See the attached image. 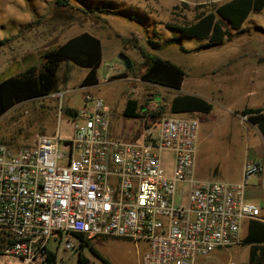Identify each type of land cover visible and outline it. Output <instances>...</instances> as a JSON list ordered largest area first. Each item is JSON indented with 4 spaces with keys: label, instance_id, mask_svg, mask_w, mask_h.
<instances>
[{
    "label": "built area",
    "instance_id": "1",
    "mask_svg": "<svg viewBox=\"0 0 264 264\" xmlns=\"http://www.w3.org/2000/svg\"><path fill=\"white\" fill-rule=\"evenodd\" d=\"M110 115L97 97L73 116L71 137L39 135L17 152L0 142V264H47L52 242L81 250L103 236L142 245L139 264H201L264 222L245 198L264 161L247 162L241 183L200 180L196 115L161 112L153 123L151 111L139 141L116 138Z\"/></svg>",
    "mask_w": 264,
    "mask_h": 264
},
{
    "label": "rangeland",
    "instance_id": "2",
    "mask_svg": "<svg viewBox=\"0 0 264 264\" xmlns=\"http://www.w3.org/2000/svg\"><path fill=\"white\" fill-rule=\"evenodd\" d=\"M57 1L0 0V41H8L0 46L13 48L17 41L23 45L25 63L31 62L18 69L0 68V81L31 65L41 68L47 51L84 32L101 39L103 59L99 79L103 88L108 87L105 78L118 71H121L120 74L110 80L117 82L119 75L142 80L147 60L144 54L164 58L184 69L187 74L184 91L200 90L198 79L195 78L198 74L209 86L223 88L227 85L228 90H235L238 94L237 97L232 96L233 99L227 95L226 105L208 100L214 105L212 114H197L194 117L199 121L196 175L204 180L229 183L243 181V163L257 151V137L253 134L257 130L242 114L233 112L231 108L244 105L235 108L241 112L245 105L256 106L263 103L264 98L247 96L244 89L231 87L238 84V81L233 82L230 76L228 81L224 79L226 73L223 68L234 60L235 50H226L222 46L203 50L199 47L206 42L196 39L182 38L176 42L181 35L177 30L169 28L189 24L198 13L212 10L214 6L229 0H63L62 4ZM64 2L67 5H63ZM90 10L96 13L92 14ZM14 14L17 15L14 20L5 18L15 17ZM257 15L264 23V14ZM237 39L242 41L241 36ZM181 47L188 51L187 54ZM122 55L128 56L134 67L132 71L126 69ZM85 71L71 63L63 64L58 90L54 94L69 89L65 100L36 99L10 109L0 118V142L17 150L31 146L39 135L53 136L59 131L62 137H71L75 133L73 116L84 108L86 102L83 100V92L72 89L79 86L81 74H85ZM146 87L149 97L158 91L156 87ZM106 105L111 113V127L122 138L129 135L136 125L145 123L142 118L124 117L126 103L106 102ZM142 105L148 108V113L152 111L153 114L157 107L159 112L170 114L169 106ZM171 160L169 154L163 156L164 167L168 170L171 168ZM258 179H261L259 175L249 178L245 197L262 210L264 218V188L258 186ZM70 239L77 242L74 238ZM64 246V240L52 242L48 246L49 251L56 255L57 264H82L79 260L80 252L88 261L87 264H139L142 252V245L137 250L130 240L105 236L90 241V245L84 246L82 250H67ZM248 250V247L241 244L228 250L215 251L201 260V264H228L230 260L246 264Z\"/></svg>",
    "mask_w": 264,
    "mask_h": 264
},
{
    "label": "trees",
    "instance_id": "3",
    "mask_svg": "<svg viewBox=\"0 0 264 264\" xmlns=\"http://www.w3.org/2000/svg\"><path fill=\"white\" fill-rule=\"evenodd\" d=\"M63 0L57 1L62 4ZM63 5H67L66 2ZM264 0H229L216 5L212 10L202 11L196 15L193 22L179 26H169L177 30L180 38L196 39L206 42L203 47L210 48L230 40L232 31L242 32L248 17L252 12L262 11ZM96 13L94 10H90ZM8 41H0V45ZM154 46V44H152ZM200 47V48H202ZM184 53L188 52L184 47L180 48ZM146 66L142 80L146 83L165 86L172 90H180L187 74L184 69L159 56L145 55ZM44 63L41 68L32 65L24 71L0 81V118L10 109L30 100L44 98L54 94L59 86V74L63 64H69L88 70V75L83 79L82 86H94L98 83V70L103 59V48L101 39L84 32L74 38H70L55 49L47 51L43 57ZM134 67L130 69L132 71ZM143 106L137 101L129 100L123 110L127 119L144 117L141 114ZM169 112L173 114H188L208 116L213 111V105L195 95L180 94L170 102ZM77 112H75L76 114ZM247 121L257 126L264 140V112L258 109H245L241 112ZM161 112L153 113L150 116L153 123L158 121ZM85 242L81 246H89ZM248 247V260L246 264H264V222L251 220L242 242ZM92 249V248H91ZM93 250V249H92ZM79 260L82 264L88 261L79 253ZM47 264H57L56 255L49 252Z\"/></svg>",
    "mask_w": 264,
    "mask_h": 264
},
{
    "label": "crops",
    "instance_id": "4",
    "mask_svg": "<svg viewBox=\"0 0 264 264\" xmlns=\"http://www.w3.org/2000/svg\"><path fill=\"white\" fill-rule=\"evenodd\" d=\"M214 1H219V0H214ZM257 14H264V9L262 11L252 12L250 16L248 17L245 25H243L242 32L232 31V37L230 38V40H227L224 43L217 45V47L222 46V48L226 50L233 49L236 51L234 55L235 56L234 60L229 61L227 66L223 68L224 73H226L225 74L226 76L224 79L228 81V77L230 76L229 78L233 79V82L238 81V84H235L231 87H236V89L237 88L244 89L247 96L259 99V98H264V26H263L264 23L261 21V19L259 18ZM14 15L15 17H5V18L9 20H14L17 17L16 14ZM21 24L23 23L21 22ZM21 26H20V29H21ZM237 36L238 37L241 36L242 41L238 40ZM14 44L15 45L12 44L13 48L8 47V46H0L2 47L0 48V63H1L0 68H5L7 70L11 68L18 69L19 67H24V64L29 65V63H31L30 61L25 63L26 57H24L23 45L18 44L17 41H15ZM215 47L216 46L205 48V49L209 50ZM200 49H203V47ZM24 70L25 69H23L22 71ZM120 72L121 71H118L117 73H113L110 76L108 75L107 78H105L106 83L108 84V87L103 88V86L100 85L99 70H98V83L96 85L81 86L83 79L88 75V70H86L85 74L79 73L82 76L80 78L79 86L75 89H72V91L83 92L84 101L90 102L92 99L97 98V97L104 99L105 102H108V103H128L129 100H134V101H137V103L140 104L141 106H143L142 104L170 106L171 100L180 94L201 96L207 101L211 100L221 105H226L225 99L227 95L230 99H233L232 96L237 97L238 95L236 94L235 90H231V89L228 90L227 85H225V87L223 88L217 85H215L214 87L209 86V83L203 82L202 81L203 79H201L198 76V74H196L195 78L198 79L199 83L197 84L200 90H196V91H186L185 90L184 91V82L186 79L183 81V84L180 90H172V89L165 88V86H159V85L146 83V81H143L140 79H134L132 77H128L127 75L125 76L119 75V77L117 78L118 80H116L117 82L110 80V78H115L117 74H120ZM138 83H141V84H138ZM146 86H149L152 88L156 87L158 89L157 93L152 94V96L149 97V95H147L145 91V89H147ZM67 91H69V89H65L64 91L58 94H51V95H48L40 99H50V98L56 99L57 98L56 96H62L60 100H65V95L68 93ZM104 92L106 93V95L104 94ZM66 100H69V98H67ZM258 105L256 106L245 105V108L243 110L258 109L259 111L264 112V102ZM238 106L239 105H236L230 108L232 109L233 112L236 111L237 113H239L240 111L238 109H235ZM240 106H244V105H240ZM143 107L144 109L141 110V114L144 117H140V118L145 119L146 116H148V112H147L148 108H146L145 106ZM213 111H214V105H213ZM249 124L254 126L255 129L257 130V133H253L254 136L257 138L259 136L260 138L259 140L256 138L257 140L256 150L257 151L253 154V156L245 160L242 166V171H243L244 165L249 161H254V160L264 161L263 136L259 132L256 125L251 124L250 122ZM126 131H123L124 134H127ZM112 132L114 133L113 135L116 138H122L120 137L121 135L117 133V130L114 129V127H112ZM145 133H146L145 123L142 125H138V126L136 125L133 131L129 132V135L124 136L125 137L124 139L128 141L129 140L139 141L142 139ZM21 149H17V150L13 149V150L17 152V151H20ZM260 178L261 179H258V186L264 188V177L260 176ZM200 180H204V179H200ZM247 228H246V231H247ZM246 231H245V234H246Z\"/></svg>",
    "mask_w": 264,
    "mask_h": 264
},
{
    "label": "water",
    "instance_id": "5",
    "mask_svg": "<svg viewBox=\"0 0 264 264\" xmlns=\"http://www.w3.org/2000/svg\"><path fill=\"white\" fill-rule=\"evenodd\" d=\"M122 58H123L124 65H125L126 69H128V71H129L132 68V63L130 62L127 55H122Z\"/></svg>",
    "mask_w": 264,
    "mask_h": 264
}]
</instances>
